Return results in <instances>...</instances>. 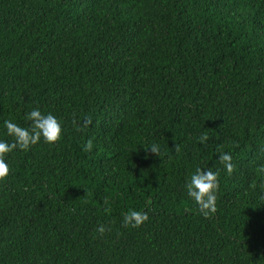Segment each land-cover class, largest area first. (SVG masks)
Here are the masks:
<instances>
[{
  "label": "trees",
  "instance_id": "1",
  "mask_svg": "<svg viewBox=\"0 0 264 264\" xmlns=\"http://www.w3.org/2000/svg\"><path fill=\"white\" fill-rule=\"evenodd\" d=\"M33 109L62 136L5 157L0 264H264V0H0V141Z\"/></svg>",
  "mask_w": 264,
  "mask_h": 264
},
{
  "label": "clouds",
  "instance_id": "2",
  "mask_svg": "<svg viewBox=\"0 0 264 264\" xmlns=\"http://www.w3.org/2000/svg\"><path fill=\"white\" fill-rule=\"evenodd\" d=\"M27 120L30 122L28 127H22L18 124L5 120L4 125L8 136L13 137V142L0 141V181H5L10 175V167L5 160L7 154L12 153L15 149L28 151L30 148L43 139L48 144H56L60 142L62 136V127L58 119L52 114H43L39 109H33L27 114ZM92 123L88 118L84 126ZM210 137L207 133L198 137L200 143H206ZM93 147L92 140H88L84 146V151H91ZM146 150H150L152 154L159 157L161 154L160 146L152 144ZM179 151V146H176ZM218 159L224 165L229 175L235 171L230 153H220ZM264 171V169H262ZM219 173L212 170H202L198 168L191 176L190 181L186 185L187 196L194 200L200 213L208 218L210 214L217 211V192L219 191ZM264 188V184L261 185ZM107 203V201H105ZM149 219L147 212L130 210L124 216V225L127 227H140ZM104 225H100L96 231L102 236L106 231H110Z\"/></svg>",
  "mask_w": 264,
  "mask_h": 264
}]
</instances>
